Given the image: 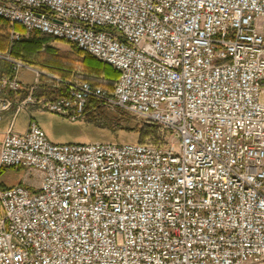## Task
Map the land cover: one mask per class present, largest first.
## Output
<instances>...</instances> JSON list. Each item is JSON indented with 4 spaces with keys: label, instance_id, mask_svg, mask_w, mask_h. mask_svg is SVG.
<instances>
[{
    "label": "built area",
    "instance_id": "1",
    "mask_svg": "<svg viewBox=\"0 0 264 264\" xmlns=\"http://www.w3.org/2000/svg\"><path fill=\"white\" fill-rule=\"evenodd\" d=\"M0 17L117 70L108 90L35 70L66 86L50 111L120 108L162 134L59 144L11 124L0 165L40 182L0 188V264H264V0H0ZM0 56L1 114L30 67Z\"/></svg>",
    "mask_w": 264,
    "mask_h": 264
},
{
    "label": "rangeland",
    "instance_id": "2",
    "mask_svg": "<svg viewBox=\"0 0 264 264\" xmlns=\"http://www.w3.org/2000/svg\"><path fill=\"white\" fill-rule=\"evenodd\" d=\"M5 20V19H4ZM4 30L0 32L2 35L7 36L9 42H14L11 38V31L13 28L18 29L16 24H12L5 20ZM21 32V38L29 37L30 33ZM55 40L51 44L59 50L65 57L66 64L62 66L48 67L41 64L39 61L35 65H28L21 58H13L8 52H0V55H10L12 59L20 60L23 64L30 68L22 67L15 75L23 83L24 88L21 90L28 94V89L31 85H35L34 97L38 100L36 104H29L27 108L17 111V105L4 110L0 114V143L4 137V133L11 124L12 130L18 134H24L28 128L31 119L44 130L47 137L51 142L59 144H89L97 142H156L162 136L158 127L138 117L137 115L126 111L124 109L116 108L111 110L107 107L100 106L96 109L94 106L89 105L83 117L72 120L69 117L50 111L47 108L46 98H50L52 91L57 88L59 93L66 92V86L58 84L55 79L48 77L45 74L36 76V71H45L52 73L61 79L69 81H82L87 80L91 83L101 86L105 89H111L116 80V69L111 65L101 61L100 59L81 51L83 55L94 57L97 61L101 62L102 67H108L115 72V75L107 74L103 69L96 71L90 67L89 62H85L83 57H76L72 50L74 44L64 39ZM19 39V40H20ZM12 73L9 62L0 56V76H10ZM9 93L8 97L16 104L14 95L21 93ZM2 91H0V95ZM27 93V94H26ZM24 99V97L22 98ZM21 99V100H22ZM20 101V100H18ZM12 110L5 114L8 110ZM3 117V118H2ZM11 123V124H10ZM24 168L4 167L0 165V188L9 187L21 182L22 179L28 183H35L39 174L32 170L31 174L26 175Z\"/></svg>",
    "mask_w": 264,
    "mask_h": 264
},
{
    "label": "trees",
    "instance_id": "3",
    "mask_svg": "<svg viewBox=\"0 0 264 264\" xmlns=\"http://www.w3.org/2000/svg\"><path fill=\"white\" fill-rule=\"evenodd\" d=\"M6 21L0 17V32L4 30V25ZM18 29H23L20 24H16ZM24 30V29H23ZM55 38L51 35L44 34L39 31H34L30 33L29 37L25 39H20L18 41L9 42L7 36L0 33V52H8L13 58H21L23 62L28 65H35L39 61H42L41 64L53 67V66H62L66 64L65 57L63 54L54 47L51 42ZM72 53L76 57H83V60L89 62L90 67L94 70L105 71L107 74L115 75V72L108 67H102L101 62L97 61L94 57L83 55L79 48L74 45ZM116 78L118 72L116 71ZM152 126L156 127L152 124Z\"/></svg>",
    "mask_w": 264,
    "mask_h": 264
},
{
    "label": "crops",
    "instance_id": "4",
    "mask_svg": "<svg viewBox=\"0 0 264 264\" xmlns=\"http://www.w3.org/2000/svg\"><path fill=\"white\" fill-rule=\"evenodd\" d=\"M52 93H53V91H52ZM51 93V94H52ZM27 94V93H26ZM23 97H25V93L24 92H22L21 91V93H19V94H17V96L16 95H14V98H15V103L18 101V100H21ZM47 99V98H46ZM46 101V100H45ZM16 104H14L13 103V107L15 106ZM12 110V108L10 109V110H8L7 112H5V114L6 113H8V112H10ZM3 118V117H2ZM1 121V120H0ZM11 124V123H10ZM10 127V126H9ZM26 170V169H25ZM30 172H32V171H29V170H26V172H25V174L26 175H29V174H31ZM36 173H38L39 175H40V173L38 172V171H35ZM39 182H40V176H39V178H38V180L35 182V183H32V184H30V183H28L26 180H24V179H22L21 180V184H24V185H26V186H28V187H35V186H37L38 184H39Z\"/></svg>",
    "mask_w": 264,
    "mask_h": 264
}]
</instances>
